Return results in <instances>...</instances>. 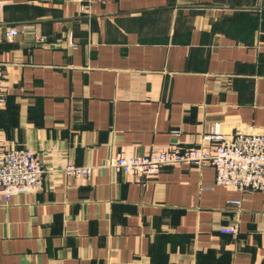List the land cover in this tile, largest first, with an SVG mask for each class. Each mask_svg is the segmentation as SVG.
Listing matches in <instances>:
<instances>
[{"label": "crops", "instance_id": "crops-1", "mask_svg": "<svg viewBox=\"0 0 264 264\" xmlns=\"http://www.w3.org/2000/svg\"><path fill=\"white\" fill-rule=\"evenodd\" d=\"M0 5V139L92 169L0 197V264H264V192L215 184L209 164L104 165L264 133V0Z\"/></svg>", "mask_w": 264, "mask_h": 264}, {"label": "built area", "instance_id": "built-area-1", "mask_svg": "<svg viewBox=\"0 0 264 264\" xmlns=\"http://www.w3.org/2000/svg\"><path fill=\"white\" fill-rule=\"evenodd\" d=\"M84 8L86 4L82 6ZM17 33L15 27H8L3 34L6 39H11ZM67 38L68 44L73 46L70 32ZM39 40H44V36ZM3 104L4 96L0 94V107ZM203 140L210 144L191 147L170 145L161 149L152 148L140 155H114L104 165L115 171L150 179L165 164H209L214 171L215 184L242 193L264 192V133L235 131L226 136L215 128L203 136ZM53 164L47 168L33 149L10 146L0 139V197L6 202L13 195L44 189L47 181L51 180L53 184L55 177L87 176L92 171L91 167L75 165L65 157H59ZM49 171L53 177L48 175ZM230 203L238 206L240 200ZM218 230L230 234L236 232L234 225L220 226Z\"/></svg>", "mask_w": 264, "mask_h": 264}]
</instances>
